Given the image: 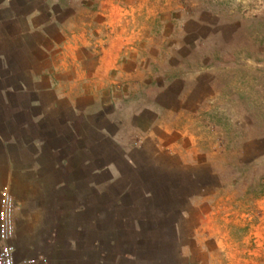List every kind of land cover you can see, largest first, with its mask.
Returning <instances> with one entry per match:
<instances>
[{"label":"rangeland","instance_id":"obj_1","mask_svg":"<svg viewBox=\"0 0 264 264\" xmlns=\"http://www.w3.org/2000/svg\"><path fill=\"white\" fill-rule=\"evenodd\" d=\"M113 2L140 38L129 57L130 79L139 84L130 94V111L143 113L132 124L145 134L135 139L144 143L134 150L136 156L152 158L148 166L156 174L186 177L176 193L150 197L140 213L130 207L136 199L125 204L123 193L86 198V206L95 209L83 218L84 243L75 254L67 253L69 245L47 246L51 263L210 264L200 256L211 245L200 228L205 219L200 208L188 205L201 199V206L214 212L211 224L231 223L234 239L236 233L243 236L240 223H264V0ZM108 150L102 159L122 157L117 148ZM210 162L223 172L222 179L202 173ZM192 228L198 232L194 241L188 240L196 232ZM65 232L79 238L75 230ZM94 242L99 257L92 261L87 253ZM250 243L248 250L260 249L259 255L218 237L211 245L214 263L264 264V244ZM55 251L64 252L66 260H55ZM185 252L197 263L187 261Z\"/></svg>","mask_w":264,"mask_h":264},{"label":"crops","instance_id":"obj_2","mask_svg":"<svg viewBox=\"0 0 264 264\" xmlns=\"http://www.w3.org/2000/svg\"><path fill=\"white\" fill-rule=\"evenodd\" d=\"M139 40L113 0H0V198L8 188L16 205L18 235L12 244L19 260L52 264L47 251L52 244L69 245L67 253L75 254L84 243L79 234L83 218L95 209L86 206L88 197L123 193L125 204L136 199L130 207L140 213L150 197L181 187L180 178L186 176L173 173L172 180L167 173L156 174L148 166L152 158L137 157L134 151L144 145L135 139L145 135L132 124L143 113L130 111L129 101L139 85L131 81L129 59ZM116 148L120 159L101 158ZM202 173L224 176L213 162ZM200 200L188 207L200 208V219H205L200 228L211 245L219 237L260 254L248 246H253L251 240L264 244V223H240L243 236L236 233L234 239L233 225L211 224L214 212ZM72 230L78 239L65 232ZM196 238L197 230L188 236ZM96 245L91 243L87 253L92 261L95 254L99 257ZM211 245L200 256L215 264ZM63 254L55 251L53 258L66 260ZM191 255L184 253L187 261L197 263Z\"/></svg>","mask_w":264,"mask_h":264},{"label":"built area","instance_id":"obj_3","mask_svg":"<svg viewBox=\"0 0 264 264\" xmlns=\"http://www.w3.org/2000/svg\"><path fill=\"white\" fill-rule=\"evenodd\" d=\"M15 211V202L8 188H5L0 198V264H35L17 258L12 244L16 237Z\"/></svg>","mask_w":264,"mask_h":264}]
</instances>
